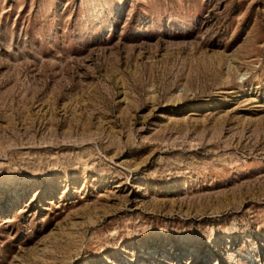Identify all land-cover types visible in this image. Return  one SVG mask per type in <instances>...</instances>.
<instances>
[{
	"label": "rangeland",
	"instance_id": "1",
	"mask_svg": "<svg viewBox=\"0 0 264 264\" xmlns=\"http://www.w3.org/2000/svg\"><path fill=\"white\" fill-rule=\"evenodd\" d=\"M0 264H264V0H0Z\"/></svg>",
	"mask_w": 264,
	"mask_h": 264
}]
</instances>
